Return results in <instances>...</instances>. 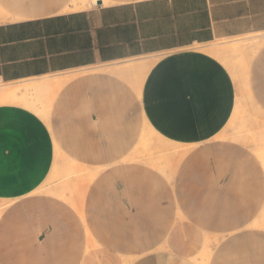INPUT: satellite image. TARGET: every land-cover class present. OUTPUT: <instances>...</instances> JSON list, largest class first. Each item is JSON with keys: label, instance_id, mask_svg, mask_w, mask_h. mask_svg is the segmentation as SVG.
Returning <instances> with one entry per match:
<instances>
[{"label": "crops", "instance_id": "0c3cea01", "mask_svg": "<svg viewBox=\"0 0 264 264\" xmlns=\"http://www.w3.org/2000/svg\"><path fill=\"white\" fill-rule=\"evenodd\" d=\"M259 35L264 0H0V264H190L209 236L245 231L264 209V164L227 135L240 110L264 123V37L231 69L213 49ZM138 59L151 61L142 86L147 125L196 145L174 179L125 161L100 172L85 196L75 191L78 208L38 192L54 165L55 136L14 101L16 87ZM70 82L105 86L94 77ZM105 91L101 113L115 138L108 153H121L135 129L124 116L132 99ZM75 134L63 140L70 150L85 141ZM218 257L264 264V244L245 233Z\"/></svg>", "mask_w": 264, "mask_h": 264}, {"label": "rangeland", "instance_id": "374dc122", "mask_svg": "<svg viewBox=\"0 0 264 264\" xmlns=\"http://www.w3.org/2000/svg\"><path fill=\"white\" fill-rule=\"evenodd\" d=\"M263 37L247 36L219 42L213 50L231 69L242 61L244 50ZM150 66L151 61L145 59L101 64L63 76H51L44 82H27L16 87L18 96L14 101L39 114L49 124L55 136L54 165L50 176L42 185L45 189L41 188L38 192L64 197L63 199L74 205L75 191L80 190L85 196L89 185L100 172L125 161L146 163L169 179H174L184 155L196 145L184 146L171 142L147 125L141 102L142 86ZM82 77L103 79L105 86L102 87L100 82H70ZM112 87L126 91L131 97V106L124 116L125 121L135 128L127 149L115 154L108 153L115 138L110 128V120L102 116L104 101L99 98L103 90L107 91ZM45 112L46 115H43ZM236 117L228 125L233 133L227 137L246 143L264 164V123L250 117L245 110H240ZM82 119L89 120V125L82 124ZM72 131L85 140L79 145L76 142L79 147L77 150H70L63 142L65 135L66 138H73L69 135ZM245 233H252L259 246H263L264 209L245 231L209 236L203 250L190 259V264H217L223 243ZM239 261L238 258L237 262Z\"/></svg>", "mask_w": 264, "mask_h": 264}]
</instances>
